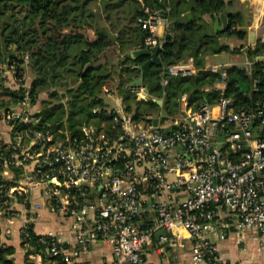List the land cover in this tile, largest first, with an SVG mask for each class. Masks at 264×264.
<instances>
[{"label": "built area", "instance_id": "2783aa9c", "mask_svg": "<svg viewBox=\"0 0 264 264\" xmlns=\"http://www.w3.org/2000/svg\"><path fill=\"white\" fill-rule=\"evenodd\" d=\"M139 21L148 31L146 48L161 46L158 12L145 7ZM212 70L226 77L225 68ZM197 71L173 65L168 75ZM19 87L18 102L0 110L11 153L0 151V211L12 213L14 202L22 200L27 264H36V257L42 264H80L100 242L113 252L103 264H151L147 251L162 229L163 245L190 244L189 264H232L220 253L214 233L221 239L228 230L264 235V102L231 111L233 100L222 92L217 115L208 103L196 110L185 107L163 127L135 121L134 111L107 90L115 99L94 111L111 119L84 122L73 134L66 126L55 131L37 115L29 82ZM132 91L138 100L147 99L142 84ZM10 171L13 178L7 177ZM36 193L39 201L33 202ZM43 208L69 222L74 242H65L59 231L37 233L34 227L39 250L31 251L27 227Z\"/></svg>", "mask_w": 264, "mask_h": 264}, {"label": "trees", "instance_id": "16d2710c", "mask_svg": "<svg viewBox=\"0 0 264 264\" xmlns=\"http://www.w3.org/2000/svg\"><path fill=\"white\" fill-rule=\"evenodd\" d=\"M18 7L26 8L27 17L33 24L38 21L39 25L19 31L17 20L6 23L7 27H11L7 37H12V40L8 41L17 44L22 54L29 52V64L34 72L30 82L33 102H38L42 93H48L37 115L50 123L55 131L66 126L73 134L84 122L102 123L111 119L104 112L94 111L107 105L105 86L123 97L126 108L134 111L135 121L154 122L163 109L168 115L179 112L180 98L185 94L188 96V106L195 110L205 103H219L222 91L216 85L223 78L220 73L204 69L206 57L223 51L237 53L244 47L231 48L221 42L223 37H236L242 41L248 37L246 10L227 12L226 0H0L1 11L15 12ZM145 7L155 11L158 7L165 11L168 22H175V25L170 31L172 38L164 41V48L158 55L161 63L151 65L148 74L143 76L142 66L150 56L135 58L132 52L146 48L148 31L139 21L144 16ZM222 12L228 18L223 31L216 32L207 21H200L206 15L213 18ZM85 26H91L93 37L80 30ZM195 47L199 68L196 75L169 76V67L184 60ZM111 48L116 51L118 60L112 65L108 53ZM247 55L255 60L252 75L237 65L227 68L223 92L225 97L233 100L231 111L252 108L264 102V59L259 58L264 56V41L259 40L254 47H248ZM10 58V64L16 66V77L21 79L18 84L25 83V58L13 53ZM139 77L143 78L142 84L149 91L147 100H138L132 91L131 84ZM165 77L168 79L166 85L163 84ZM240 82L248 85V92H241ZM57 86L66 88L70 97L67 104L52 102V99H61L59 92L52 89ZM20 93V87L10 89L0 79V98L5 96L0 100V110L16 104ZM156 98L163 99V106L154 100ZM148 115L153 119H148ZM6 147L0 139V151L11 156ZM243 152L239 151L236 156H241ZM33 228V224L28 225L27 240L35 246L31 250L35 252L39 250L40 236L34 233ZM13 252V247L0 245V262L14 264L9 258Z\"/></svg>", "mask_w": 264, "mask_h": 264}, {"label": "crops", "instance_id": "0c3cea01", "mask_svg": "<svg viewBox=\"0 0 264 264\" xmlns=\"http://www.w3.org/2000/svg\"><path fill=\"white\" fill-rule=\"evenodd\" d=\"M226 1H227V9H226L227 12H237L242 9L246 10L248 37L246 40H243V41L237 39L236 37H223L221 39V42L228 44L231 48L241 47L242 45L244 47H242L240 51L237 53L230 52V51H223L221 53H224V52L231 53L235 57L241 55L245 57L246 61H245V64H241V65L234 63V62H218L217 63V62H213V58L216 56H219V54L221 53L212 54L206 57V64L204 66V69L214 72L212 70V67H219V68H225L227 72V68L233 65H237L239 67H244L248 71V73L252 75V66L255 60L250 59L248 57L247 48L254 47L256 42L259 40L264 41V0H226ZM220 14L226 15L225 12H222V13L216 14L213 18L208 15L204 16L205 21L211 24L212 28L215 31H216V27H215L216 17L219 20V27H224L225 29L227 26V25L225 26L223 18L220 16ZM166 22L168 25V20L162 19L161 21V27L158 32L160 38H163L168 32L170 33L171 31V30H168ZM259 58L264 59V56H259ZM176 65L183 66V67L184 66L185 67H196L199 70L198 65L196 66L194 64L193 58L190 57L189 55L184 60H182ZM6 73H10V71L7 70ZM221 76L223 78L222 82L218 83L216 85V88L223 92L226 88L225 79L227 77V74H226V77H223L222 74ZM140 79H141V82L139 84H142V81H143L142 77H139V79L135 81H138ZM254 81L257 82V79H255ZM134 82L131 84V87L135 84ZM107 90L110 91L109 88L105 86L104 91L106 92ZM145 90L147 94L146 98L148 99L150 97V94L146 87H145ZM248 90H249V87H248ZM116 94L119 95L121 99H123V97L120 94H118L117 92ZM147 99H143V100H147ZM163 104H164V101H163ZM217 104H210V105L215 106L213 107V112L215 115H217V112H218V109L216 107ZM185 107H189L187 94L183 95L180 98L179 112L172 113L171 115L167 114L166 117L159 123H161L163 127H166L167 126L166 122H168V125L171 123L169 117L171 116L181 117L183 114L182 110ZM41 109H42L41 102L38 101L35 107L33 108V110L36 112H40ZM161 115L162 113L160 114V116ZM0 139L3 141V144H7L9 142V135H8L7 128L4 125V123L1 121H0ZM11 176L13 178V173L10 171V174L7 177L10 178ZM30 198H31V201L33 202L39 201L37 193L31 196ZM12 211H13L12 213H9L4 208L3 210L1 209L0 211V245L4 247H8V246L13 247L14 252L12 255H9V258L13 260L14 264H27L28 256L23 246V243L21 240V233H20V230L22 227L21 219L27 213V210L25 206L23 205L22 200H16L14 202ZM59 219L60 218L55 213L51 212L48 209L43 208L41 211H39V218L34 223L36 232L44 233L47 230L59 231L60 233L63 234L62 237L65 242L67 241L74 242V239H73L74 237H72V234L69 232V226H68L69 222H64L62 219L60 220ZM56 220H58L60 224L61 223L66 224L67 226L63 227L62 225H59V223ZM244 234H245V238L252 237V239L261 240V241L262 239H264V235H261L256 231H246V232L239 233L233 230H228L225 239H221L219 237V234L217 233H214L212 235V239L217 243L220 253L223 254L225 259L232 264H264V254H261V252H258L257 250H254L252 248L251 249L246 248L245 241H243V238H242ZM146 256L151 264H189L190 244L187 243L186 247L184 248L170 247V246L163 245L159 241V239H155L153 246H151L148 249ZM112 259H113L112 248L108 244L100 242L97 245H95L93 249L87 255H85L78 261L80 262V264H103L105 261H111ZM35 263L42 264L43 261H41L40 259L36 257ZM0 264L2 263L0 262Z\"/></svg>", "mask_w": 264, "mask_h": 264}, {"label": "rangeland", "instance_id": "374dc122", "mask_svg": "<svg viewBox=\"0 0 264 264\" xmlns=\"http://www.w3.org/2000/svg\"><path fill=\"white\" fill-rule=\"evenodd\" d=\"M27 14H28L27 9L22 8V7L16 8L15 12H13V11H1L0 10V51H1L0 79H3L5 82V85L7 87H9L10 89H16V87L19 83L18 78L14 74V70H16V69H14V67H16V66L14 64L13 65L10 64V61L12 60L10 58L11 53H13L14 55L19 56L21 58H25V62L23 63V66H24L23 79H25L26 82L30 83L34 77V72H33L32 68L29 64V59H28V53L29 52H24L22 54L20 49L18 50L17 44H15L14 42L10 43L8 41V40H12L11 39L12 37L11 38L7 37L11 33L10 32L11 27L6 26V23H8L9 21H11V23H13L14 20H17V26H19V29H20L19 31H23L25 29V27H27L26 29H29V27L36 28L39 26L38 21L33 24L31 19L29 17H27ZM25 20H26V22H25ZM200 21L204 22L205 18L203 17L202 19H200ZM166 25H167V22H166ZM80 30L82 32H84L88 37H93L94 33H93V29L91 28V26L82 27V28H80ZM108 53L110 55V64L112 65L113 63H117L118 60L116 58V51L114 50V48H111ZM245 61H246V59L244 56L239 55V56L235 57L233 54L226 53V52L221 53V54H219V56H216L213 58V62H217V63L218 62H234V63L241 65V64H245ZM7 70H9L10 73H6ZM52 89L53 90L56 89L61 96L60 100L52 99V102L57 103V102L62 101L63 103L67 104L68 99L70 97L66 93V88L61 87V86H57L55 88L53 87ZM4 97L5 96H3V98H0V100L4 99ZM47 98H48V93L44 92L40 95L39 102L42 103V100L47 99ZM104 99L106 102H109V101L114 100L115 97L107 96L105 93ZM166 125H168V122H166ZM56 221L59 223L58 220H56ZM59 225H62L63 227L67 226L66 224H62V223L61 224L59 223ZM242 238H243V241H245V245H246L247 249L252 248L254 250H257L258 252H261V254H264V239H262V241H261V240L252 239V237L245 238V234Z\"/></svg>", "mask_w": 264, "mask_h": 264}, {"label": "water", "instance_id": "95a60500", "mask_svg": "<svg viewBox=\"0 0 264 264\" xmlns=\"http://www.w3.org/2000/svg\"><path fill=\"white\" fill-rule=\"evenodd\" d=\"M157 12L158 14L160 15L161 19L163 20H168V16L166 14L165 11L163 10H160L158 7H157ZM220 16L223 18V21H224V24L225 26L228 24V18L225 14H220ZM215 27H216V31H223L224 30V27H219V20L218 18L216 17V21H215ZM174 25H175V22H168V25H167V28L168 30H172L174 28ZM172 33H167L163 38H162V45L161 46H158V47H154V48H143V49H136L132 52V56L135 57V58H138L140 56H144V55H148L150 56V59L148 61H146L142 68H143V76H146L149 72V69L151 67V65L153 64H157L159 65L161 62H160V59L158 57L159 53L161 50H163L164 48V41L168 38H172ZM190 57L193 58L194 60V64L197 66L198 65V57H197V48L195 47L189 54ZM141 82V79L134 82L135 84H139ZM239 87L241 88V92L245 93V92H248V85L243 83V82H240L239 83ZM160 106H163V100L161 99H156L155 100ZM167 115V112L165 109L162 110V115L159 117V118H156L155 119V125H159V122L162 121ZM224 136H221L219 137L220 140H224ZM167 234L166 233V230L165 229H162L161 231H159L156 235V239H159V236L160 235H165Z\"/></svg>", "mask_w": 264, "mask_h": 264}]
</instances>
